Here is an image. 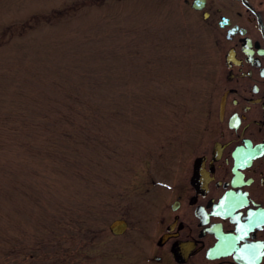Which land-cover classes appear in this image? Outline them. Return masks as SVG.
I'll use <instances>...</instances> for the list:
<instances>
[{"label":"rangeland","instance_id":"374dc122","mask_svg":"<svg viewBox=\"0 0 264 264\" xmlns=\"http://www.w3.org/2000/svg\"><path fill=\"white\" fill-rule=\"evenodd\" d=\"M192 25L175 0H0V264H145L146 189L206 121Z\"/></svg>","mask_w":264,"mask_h":264},{"label":"flooded vegetation","instance_id":"af4514ba","mask_svg":"<svg viewBox=\"0 0 264 264\" xmlns=\"http://www.w3.org/2000/svg\"><path fill=\"white\" fill-rule=\"evenodd\" d=\"M175 1L208 45L211 94L146 189L145 264H264V0Z\"/></svg>","mask_w":264,"mask_h":264},{"label":"water","instance_id":"95a60500","mask_svg":"<svg viewBox=\"0 0 264 264\" xmlns=\"http://www.w3.org/2000/svg\"><path fill=\"white\" fill-rule=\"evenodd\" d=\"M126 221L122 218H116L109 223V229L113 234H120L126 229Z\"/></svg>","mask_w":264,"mask_h":264},{"label":"snow or ice","instance_id":"6c2138e0","mask_svg":"<svg viewBox=\"0 0 264 264\" xmlns=\"http://www.w3.org/2000/svg\"><path fill=\"white\" fill-rule=\"evenodd\" d=\"M250 247H251V249H253V250H254V248H255V246H250ZM253 255H255L254 251H253Z\"/></svg>","mask_w":264,"mask_h":264}]
</instances>
